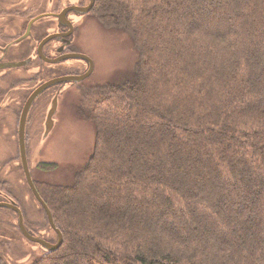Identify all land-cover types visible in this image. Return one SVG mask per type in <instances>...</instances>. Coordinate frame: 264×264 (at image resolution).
Here are the masks:
<instances>
[{"label": "trees", "instance_id": "16d2710c", "mask_svg": "<svg viewBox=\"0 0 264 264\" xmlns=\"http://www.w3.org/2000/svg\"><path fill=\"white\" fill-rule=\"evenodd\" d=\"M89 13L131 37L134 78L87 93L86 164L36 183L62 243L26 264H264V0Z\"/></svg>", "mask_w": 264, "mask_h": 264}, {"label": "rangeland", "instance_id": "374dc122", "mask_svg": "<svg viewBox=\"0 0 264 264\" xmlns=\"http://www.w3.org/2000/svg\"><path fill=\"white\" fill-rule=\"evenodd\" d=\"M44 2L43 0H0V9H4L2 11L4 15L11 14L22 17L16 19L17 25L13 26L14 30L20 32L18 31L19 25L22 28L28 18L43 10L56 12L64 6L85 4L87 1L50 0V4L46 5L45 9H42ZM68 18L74 24V45L79 51L90 57L93 63V70L83 81L66 85L61 94L57 96V108L53 115V126L46 137L43 136L45 118L42 116L38 119L35 116V112L40 107L38 105L43 98H45L46 110H49L50 106L47 104V100L54 93V89L46 91L34 103L31 111V135L29 136V150L27 153L28 166L31 169L35 168L34 176L38 181L44 180L46 183L62 185L73 182L75 173L86 164L93 150L94 127L82 115L87 107V93L99 85L132 80L138 61V54L133 46L131 37L122 30L105 27L90 13H86L83 16H76L71 13ZM54 27L52 22L50 28L54 29ZM71 63L79 67L77 72L84 71L85 65L83 63L73 61L69 62L68 65ZM26 75L30 76L28 73ZM43 102H41V105ZM14 127L15 121L12 118L10 122L11 130ZM2 138L8 142L10 149L5 152L7 147L0 148V161L8 163L15 161L17 156L16 136L14 139H9V137ZM40 164L42 166L51 165V169L43 172L42 169L37 168ZM16 193L20 194L17 200L24 210L25 220L33 222L36 227H39L38 230L34 227L33 235L37 234L49 242H54L56 234L45 220L43 210L31 198L24 179L21 180V176H18L16 182ZM11 221L15 223V220ZM42 226L44 230L40 228ZM7 236L9 238L11 236L9 244L5 238ZM10 236H3L2 249H4V252L2 254V264H26L43 251L41 247L24 240L18 232H12Z\"/></svg>", "mask_w": 264, "mask_h": 264}, {"label": "flooded vegetation", "instance_id": "af4514ba", "mask_svg": "<svg viewBox=\"0 0 264 264\" xmlns=\"http://www.w3.org/2000/svg\"><path fill=\"white\" fill-rule=\"evenodd\" d=\"M43 1L45 2L42 4V9H45V6L50 4V0ZM86 1L87 2L85 4H71L67 6L84 7L89 3L88 0ZM64 7L56 12L43 10L33 15L32 17L27 19L22 28L19 25L18 31L20 32L14 30L13 26L17 25V22L15 20L22 17L11 14L4 15L2 12L4 9H0V148L7 147L5 152L10 149L8 142H6L2 137H9V139H14V137L16 136L17 145V156L15 161H11L10 163L6 161H0V264L3 263L2 254L4 252V249H2V240L4 238V235L10 236V233L18 232L20 233L21 237L27 242L41 247L39 244L29 241L22 235L18 224V214L14 210L9 208V206L3 205L7 204L17 207L22 214L24 228L29 234H34V224L33 222L25 220L26 217L24 216V210L17 200L20 194L16 193V182L18 180V176H21V180L24 179V182L30 192L31 198L36 201L39 207L42 209V206L35 199L27 183L26 176L22 168V163L20 161L18 129L19 119L20 115L22 114L23 107L32 92L48 80L66 76H79L84 74L89 68V62L87 61V59H62L63 57H67L71 54H84L88 56L82 51H79L74 45V24L68 18V15L71 13L75 14L76 16H83L84 14H78L77 11L71 10L66 13V20H64L63 22H60L57 17L50 15L59 13ZM36 17L38 18L34 20V18ZM30 21H32V23L28 28L29 32H27V27ZM52 22L55 26L54 29L50 28V24ZM68 23L70 24V27ZM70 30L72 31L71 34L65 36L66 33H68ZM50 35L54 36L40 46L41 42ZM46 59L60 60L58 62L52 63L47 61ZM73 61L83 63L85 65L84 71L79 73L77 72L79 71V67L72 63L68 65L69 62ZM19 63L22 64L19 65ZM27 73L30 76H27ZM45 77L46 79L43 80V78ZM71 84L77 83L58 82L49 86L48 88L43 90L30 105L24 125V148L26 157L29 150V136L31 135L30 127L32 123L30 120L34 103L41 96H43L46 91L54 89V93L47 100V104L50 106L53 98L55 96H59L66 85ZM41 102H43L42 105ZM41 102L38 105L40 107L36 109L35 116L38 119L44 116V118L46 119V113H48L49 110H46L45 98H43ZM12 118L15 121V127L13 128V130H11L10 128V122ZM38 167L39 169H42L43 172H45V170H49L48 168H45V165L42 166L40 164L37 166V168ZM34 171L35 168L31 169L28 166V172L34 186L36 187V183L45 181H38L34 176ZM11 220H15V223ZM42 230H44L43 226ZM5 238L6 240H8L7 243L9 244L11 236L10 238L8 236ZM40 238L45 240V238L42 236H40ZM12 240L14 239L12 238Z\"/></svg>", "mask_w": 264, "mask_h": 264}, {"label": "water", "instance_id": "95a60500", "mask_svg": "<svg viewBox=\"0 0 264 264\" xmlns=\"http://www.w3.org/2000/svg\"><path fill=\"white\" fill-rule=\"evenodd\" d=\"M89 3L84 6V7H79V6H66L64 7L59 13L57 14H50L52 16L57 17V19L60 22H63L64 20H66V13L74 10L77 11L78 14H86L90 11L92 5H93V0H88ZM39 17V16H38ZM38 17L34 18L37 19ZM33 21V20H32ZM32 21L29 22L28 27H27V32H29L28 28L30 26V24L32 23ZM69 27L70 24L68 23ZM71 30L66 33L65 36H68L71 34ZM54 35H50L47 38H45L40 46L42 44H44L45 42H47L49 39H51ZM66 58H84L87 59V61L89 62V68L88 70L79 76H66V77H61V78H53L51 80H48L47 82L43 83L42 85H40L38 88H36L32 94L29 96V98L27 99L24 107H23V111L22 114L20 115V119H19V129H18V142H19V155H20V161L22 163V168L24 170L25 176H26V180L27 183L35 197V199L38 201V203L42 206V209L44 211V214L46 216L47 222L50 226V228L54 231V233L56 234V240L54 242H49L47 240H44L42 238H40L39 236H35L32 234H29L26 229L24 228L23 225V220H22V214L20 212V210L15 207L14 205H7V204H3L4 206H9V208H11L12 210H14L17 214H18V224H19V229L22 233V235L27 238L29 241L34 242L39 244L45 251H54L57 248H59V246L62 243V234L61 232L56 228L53 219H52V215L50 213V210L48 209L47 205L43 202V200L41 199L36 187L34 186L32 179L30 177V174L28 172V164H27V157H26V152H25V148H24V125H25V120H26V115L28 112V109L30 107V105L32 104V102L34 101V99L46 88H48L49 86L58 83V82H72V83H78L82 80H84L85 78H87L92 70H93V63L92 60L84 55V54H71L68 55L67 57H63L62 59H66ZM49 62L55 63L58 62L60 59H54V60H49L46 59ZM22 63H19V65H21ZM18 65V66H19ZM57 108V96H55L51 102L50 105V109L47 113L45 122H44V133L43 136L46 137L47 134L49 133V131L51 130L52 126H53V115L56 111Z\"/></svg>", "mask_w": 264, "mask_h": 264}]
</instances>
